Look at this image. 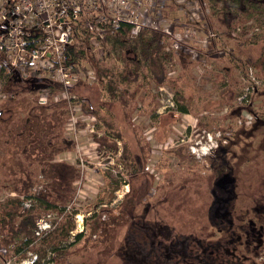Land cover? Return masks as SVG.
<instances>
[{
	"label": "rangeland",
	"instance_id": "obj_1",
	"mask_svg": "<svg viewBox=\"0 0 264 264\" xmlns=\"http://www.w3.org/2000/svg\"><path fill=\"white\" fill-rule=\"evenodd\" d=\"M234 16L222 17L221 24ZM241 19L238 17L235 26L242 27ZM243 23L249 26V33L261 32L259 37L264 39V22L252 18ZM203 24L196 27L201 29ZM178 28L176 25L175 31ZM224 29L220 28L219 50L197 46L200 56L192 59L181 47L175 57L180 71L166 75L176 79L175 86L167 82L164 91L155 84L138 90L127 116L119 104L102 96V82L81 84L73 90L89 103V108L83 105L76 116L86 112L95 116L93 137L84 129L78 130L76 140L67 134L70 113L61 102L66 111L64 136L74 145L55 155L54 161L62 159L77 173L69 184L67 204L56 202L54 194L43 197L47 200L39 197L47 191L43 180L52 183V177L46 174L42 178L43 167L34 166L36 162L29 168L33 172L29 189L15 192L13 187L19 189L21 181H14L22 175L13 163L17 161L12 153L15 146L4 141L0 146V203L11 207L21 202L23 207L32 208L29 215L33 212L34 221L49 214L46 221L50 228L40 237L34 235V228L32 236L9 241L10 251L6 246L5 253L0 251V264H19L21 259L34 261L31 264H217L226 263L227 249L234 245L244 250L247 262L242 264H264V244L258 243L261 236H255L258 231L264 235V116L260 121L253 117L264 113V66L251 65L261 56L263 44H242L230 37L244 39L238 38L241 31L234 26ZM209 30L202 27L204 37ZM115 64L121 68L122 61L116 57ZM247 85L258 90L239 101ZM34 87L35 83L23 84L17 78L5 85L7 97L19 100L7 101L0 110L1 119H10L20 106L23 110L19 115L23 116L34 106L36 95L30 92ZM181 107L187 113L181 112ZM220 130L226 139L206 159H200L205 149H190L194 141H200L199 134L206 133L211 135L213 147ZM27 147L22 143L20 150ZM176 150L183 159L180 163ZM126 152L134 162L125 159ZM31 192L35 198L26 199ZM77 212L84 228L72 235ZM2 215L0 212V219ZM67 226L72 229L63 236L62 229ZM3 227L0 221V229ZM25 238H32L30 244L24 243ZM246 245H250L248 251L243 249Z\"/></svg>",
	"mask_w": 264,
	"mask_h": 264
},
{
	"label": "built area",
	"instance_id": "obj_2",
	"mask_svg": "<svg viewBox=\"0 0 264 264\" xmlns=\"http://www.w3.org/2000/svg\"><path fill=\"white\" fill-rule=\"evenodd\" d=\"M189 3L187 0H0V79L9 83L17 78L23 84L51 81L56 89L41 88L36 93L37 104L65 103L70 113L65 127L67 134L76 140L78 130L84 129L93 137L95 116L88 112L76 116L83 105L89 108V103L85 97L72 92L81 84L94 83L96 73L89 61L103 58L107 42L114 38L136 37L144 29H150L162 33L160 53L174 55L167 71L168 76H174L180 71L175 66V57L181 47L195 59L200 56L197 46L206 49L209 39L216 37L212 32L204 37L201 29L191 24L200 17L199 11L205 5L197 0ZM175 10L188 21L178 31L168 19ZM235 29L239 32L241 27L238 25ZM157 87L165 90L164 85ZM255 88L247 85L238 100H246ZM0 97L3 98L1 110L9 100L1 85ZM48 217L49 214L36 219V237L50 228ZM74 217L76 228L70 231L72 235L84 228L78 212ZM0 251L5 253L1 243ZM33 262L21 259L18 263Z\"/></svg>",
	"mask_w": 264,
	"mask_h": 264
},
{
	"label": "trees",
	"instance_id": "obj_3",
	"mask_svg": "<svg viewBox=\"0 0 264 264\" xmlns=\"http://www.w3.org/2000/svg\"><path fill=\"white\" fill-rule=\"evenodd\" d=\"M187 1L192 3L194 0ZM197 1L205 6H202V9L199 11V15H201L199 19L191 24L197 26V24L205 23L201 25L200 28L202 29L205 25L213 31L209 30V32L214 33L216 36L209 39V43L206 47L208 51L219 50L221 45V40H219V38L222 33L220 32V28L224 27L225 29H230L233 26L236 28L235 24L239 17L242 18L240 21L243 25L240 29L241 32L239 31L240 36H238V38L243 37L244 39H237L229 33L230 37L237 41H241L242 44L245 45L262 43L261 56L253 61L252 64L250 62L247 63L254 66H264V39H260L259 37L261 32L251 34L249 33V26L245 27V22L243 23V21H249L252 18L264 22V0ZM229 13L235 14V16L221 24L220 19L222 17L225 18ZM164 14L167 15V13ZM258 17H262V19ZM169 18L175 28L176 25L180 27L185 21L182 17L177 15L176 10L168 15V19ZM258 26L260 27V25ZM254 29L257 30L258 27L255 26ZM161 38V32L150 29H144L136 37H116L113 41L107 42L103 58L89 61L96 73L94 83L97 85H99V82L103 83L102 90H104V93L102 96L109 102L119 104L125 116L128 115V110L133 103V97L137 95L138 90H148L151 84L163 85L167 82L175 86L176 79L167 78L166 76L168 75L166 67H168L174 55L171 53H160ZM128 54H130V56ZM116 57L122 61L121 68L115 67ZM36 82L37 81H35V83ZM10 83L11 82L7 83L2 81L3 87ZM45 87H54V89H56V86H53L51 81L44 79L42 82L38 81L35 87L30 89V92L36 95L41 88ZM3 92L5 93V90H3ZM18 93L20 92H16V95H18ZM237 96L238 95H236V98ZM18 100L16 96L11 97L8 103L10 104ZM35 108L38 112L34 111ZM64 108L65 106L63 103L50 101L47 105H38L35 100V105L28 109L23 116L19 115V112L23 110L20 106L18 110L14 111L10 119L3 120L0 117V146L5 145V140L11 142L15 146L12 153L16 156L15 158L17 161L13 163L19 168L18 172L22 175L18 177V180L14 181H21V187L19 189L17 186L13 187L15 192L20 193L24 190L25 193L29 189L33 173L29 168L32 163L34 164V162H36L34 166L43 167L46 174L52 177L50 190L47 194L43 196L39 195V197L43 200H47L49 198L48 196L54 194L56 202L61 201L63 205L67 204L70 200L68 192H70L71 186H69V184L76 179V169L62 161H51L55 155L63 152L66 147H72L74 145L72 140L64 136L63 126L64 120L66 119L64 115L66 111ZM179 109L181 112L187 113L186 108L181 107ZM22 143L28 146L25 151L20 150ZM176 151L175 154L180 157V163L183 159L181 158L180 151ZM16 154L23 156L24 160L28 161V164L24 165V163L17 158ZM125 159L129 163L131 161L134 162L130 152H126ZM126 166L129 168V164ZM68 170L72 172L69 174L67 173ZM31 194L33 193L31 192L27 194V196L25 195V198H31ZM130 194L131 192H129L126 197L129 198ZM12 200H15V197H13ZM3 204L4 203H0V212H3V218L0 219V221H2L4 225V227L0 229V232H3L2 236L0 235V241L1 245L6 246L7 250L10 251L11 247L9 241L12 243L14 241L16 242L19 237L33 235L35 221L33 212L29 215L32 208L23 207L21 202L19 205H10L11 207ZM48 206L51 207L52 205H47V208H49ZM15 218H20V220L17 221ZM4 228L8 229L6 230V234H4ZM63 229L61 233L65 236L72 227L67 226ZM77 237L80 238L81 235H77ZM5 238H8V242L5 241ZM31 241L32 238H29L26 239L24 243L28 245ZM20 246L16 248V251L20 249Z\"/></svg>",
	"mask_w": 264,
	"mask_h": 264
},
{
	"label": "flooded vegetation",
	"instance_id": "obj_4",
	"mask_svg": "<svg viewBox=\"0 0 264 264\" xmlns=\"http://www.w3.org/2000/svg\"><path fill=\"white\" fill-rule=\"evenodd\" d=\"M0 85H1V87H2V90H4V87H3V85H2V81L0 82ZM255 90H258V87H256L255 88ZM9 101V100H8ZM252 106H253V103H252ZM3 111V110H2ZM245 112H247V113H249V111H247L246 109L244 110ZM0 114H1V111H0ZM250 114V113H249ZM262 116H264V113L261 115V117L260 116H258L257 114H255V115H253V117H254V120L255 119H258L259 121L261 120V118H262ZM253 120V121H254ZM252 121V122H253ZM252 122H248L249 124H251ZM255 123H257V122H255ZM219 132V136H217L216 137V141L214 142V146L212 147V143H213V139H212V137H211V135L209 136L208 135V133H206L205 135H202V134H199V136H201L200 137V141L199 142H197L196 143V141H194V143H195V145H193V148L195 149V147H199V149L200 150H204L202 153H201V156H200V159H206L208 156H210L211 155V153L214 151V149H216L219 145H220V143H222L223 141H225V139H226V137H224V135H223V133L221 132V130L220 131H218ZM190 136L189 137H187L188 138V140H190V138H191V135H192V132L189 134ZM201 143H203L204 145H205V147L204 148H201V146L200 145H203V144H201ZM208 146V147H207ZM192 147V146H191ZM190 147V149H192ZM197 147V148H198ZM178 148H180V147H178ZM177 149V148H176ZM193 151H195V150H193ZM62 153V152H61ZM57 155H59V154H57ZM191 154H188L187 156H190ZM192 156V155H191ZM186 156H184V158H185ZM51 161H54V158H53V160H51ZM58 161H62V159H59ZM44 170V169H43ZM45 174V175H44ZM43 177L42 178H46L47 177V175H46V172H45V170L43 171ZM44 181V186L45 187H47V191H46V193L45 194H47L48 193V191L50 190V186H51V181H47V180H43ZM221 181H225V178H221ZM125 186V185H124ZM126 192H130V188L128 189V190H126ZM31 198H35L34 196H31ZM64 210V209H63ZM62 214V213H61ZM263 229H261L260 231H262ZM261 236L260 237V239H259V244H261V245H263L264 244V235H262L259 231L258 232H256V234H255V236ZM239 236V239L241 240V238H242V236L241 235H238ZM245 236L246 237H249L250 236V234L249 233H247V234H245ZM263 241V242H262ZM253 240L251 241V244H253ZM239 243L240 244H242L240 241H239ZM239 244V245H240ZM249 244V243H248ZM249 246L250 245H246L245 247H243V249H246L247 250V248H249ZM248 251V250H247ZM227 253H228V255L226 256V258L228 259V260H226V263H232V264H242V263H246L247 261H244L245 259H246V257H245V253H244V250L242 251V250H240V249H238V247L237 246H231L229 249H227ZM226 263H217V264H226ZM204 264H211V263H204ZM212 264H214V263H212Z\"/></svg>",
	"mask_w": 264,
	"mask_h": 264
},
{
	"label": "crops",
	"instance_id": "obj_5",
	"mask_svg": "<svg viewBox=\"0 0 264 264\" xmlns=\"http://www.w3.org/2000/svg\"><path fill=\"white\" fill-rule=\"evenodd\" d=\"M117 149H119V147H117Z\"/></svg>",
	"mask_w": 264,
	"mask_h": 264
}]
</instances>
